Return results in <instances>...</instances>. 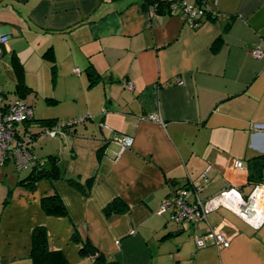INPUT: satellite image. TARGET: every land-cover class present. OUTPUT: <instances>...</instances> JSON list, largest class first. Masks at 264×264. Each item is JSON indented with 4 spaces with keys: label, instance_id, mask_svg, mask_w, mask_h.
I'll use <instances>...</instances> for the list:
<instances>
[{
    "label": "crops",
    "instance_id": "1",
    "mask_svg": "<svg viewBox=\"0 0 264 264\" xmlns=\"http://www.w3.org/2000/svg\"><path fill=\"white\" fill-rule=\"evenodd\" d=\"M210 1L216 18L192 26L143 0H0V92L14 88V56L34 115L43 86L57 108L36 117L98 120L54 135L41 156L32 141L40 164L56 158L60 178H40L30 190L18 183L27 171L0 165V264H32L37 226L66 264H93L79 254L85 237L119 264H264V223L252 227L223 207L197 224L158 213L170 186L199 184L205 171L202 198L264 181V0ZM114 134L132 136V145L122 149ZM236 159L245 171L234 169ZM52 192L67 216L44 213L40 200ZM116 197L127 210L105 214ZM208 229L229 245L197 249L194 236Z\"/></svg>",
    "mask_w": 264,
    "mask_h": 264
},
{
    "label": "built area",
    "instance_id": "2",
    "mask_svg": "<svg viewBox=\"0 0 264 264\" xmlns=\"http://www.w3.org/2000/svg\"><path fill=\"white\" fill-rule=\"evenodd\" d=\"M214 5L215 2L210 1L206 7L213 8ZM173 9V11L180 9L189 24H191L192 18H196L200 13L197 8L192 6V0H183L182 8L173 4ZM6 39L5 36L0 37V42L4 43ZM250 52L257 59L263 56L262 50L258 47H253ZM127 86L131 88L132 84L128 82ZM32 114V108L21 99L9 102L5 99V95L0 93V165L11 161L17 171H28L36 163L30 150L32 144L30 133L28 130L20 128L21 122L29 119ZM145 119L161 122L156 114L147 115ZM79 121L81 119L57 123L52 128H46L44 132L51 136L63 135L64 126L71 128ZM100 125L102 126L101 123ZM112 140L124 149L132 145L133 137L125 134H114ZM233 167L245 171V164L240 159L234 161ZM207 180L205 171L201 174V183L193 186H176L170 189L162 200L158 213L168 212L174 222L189 221L192 224H197L208 211L223 207L247 221L252 227L264 223V181L253 184L247 193L235 186H228L211 197L202 198L200 196L202 184ZM194 239L197 249L211 244L219 247L229 245L228 239L213 229L196 234Z\"/></svg>",
    "mask_w": 264,
    "mask_h": 264
},
{
    "label": "trees",
    "instance_id": "3",
    "mask_svg": "<svg viewBox=\"0 0 264 264\" xmlns=\"http://www.w3.org/2000/svg\"><path fill=\"white\" fill-rule=\"evenodd\" d=\"M143 2L144 4H151L154 11L157 13H182L180 9L173 11V4L177 6L179 5V7L182 8L183 0H143ZM208 3H210V0H192V6L197 8L200 12L196 18H192V26H198L208 19L216 18V10L212 7H206V4ZM219 40L220 39H217L215 42H218ZM11 62L15 73V85L12 92L17 94L19 98H23L27 93H29L30 88L24 81L23 69L17 58L11 56ZM87 75L89 78V84H93L98 79V75L91 66L87 67ZM5 99L10 102V100L7 99V95L5 96ZM47 100L51 99L47 98ZM25 103L32 108L31 103ZM57 123L58 120L56 118H38L33 113L29 119H25L21 122L20 128L28 130L32 143V141L35 140L41 132H43L46 128H52ZM66 127L67 126L63 127L64 131H66L65 129L68 130ZM69 130L71 129L69 128ZM35 160L36 163L30 170L27 171V175L23 179H20L18 183L25 184L28 189L32 190L35 186V182L40 178L45 177L51 180L60 178L59 166L56 163V158L50 157L49 160H47L48 169H44L42 167L38 158L35 157ZM251 160L252 162L259 164V166L262 164L261 155H257ZM175 187L176 186H170L169 188L173 189ZM40 204L44 213L47 215L55 217L68 215L62 199L56 192L44 195L40 200ZM126 210L127 205L119 197H116L103 207V212L107 215L110 213H123ZM80 243V256L89 257L93 261V264H119L116 261L107 258L97 249L88 237L82 239ZM30 256L32 264H66L65 257L60 251H53L48 248L46 230L42 226H37L32 230Z\"/></svg>",
    "mask_w": 264,
    "mask_h": 264
},
{
    "label": "rangeland",
    "instance_id": "4",
    "mask_svg": "<svg viewBox=\"0 0 264 264\" xmlns=\"http://www.w3.org/2000/svg\"><path fill=\"white\" fill-rule=\"evenodd\" d=\"M3 73L5 74V72L3 70V67L0 66V75L3 74ZM1 85H3V84L0 83V86ZM47 88L48 87L43 86L42 89H40V91L38 92L37 96L36 97L34 96V103H35L34 104V109L36 110V112H35V115L36 116H44V117H46V116H53L55 114V112H57L56 111L57 108L54 107L52 104H47L44 96L43 95H40L42 92H44L45 90H47ZM31 97H32L31 96V93H30V95H29V93H27L25 95V97L20 98V99L23 102L32 103ZM7 99H9L11 102H14L15 100L18 99V97L15 94H13L12 92H8ZM78 119H81V121L75 123L73 127L79 128V127H83L84 123L90 124V123H93V122H96V125H98V120H95L94 119V116L86 115V114L85 115L73 116V117H70V118H67V119H59L58 120V123H67V122L75 121V120H78ZM56 137H57L56 139H59L58 136H56ZM62 137H65V134ZM54 143H55V138L53 136H51L50 134H48L47 132H44L43 131L33 141V145H34L33 150L35 151V153H37V152L39 153L38 156H41L42 153H41V150H40V145L42 147H47L49 145H52L53 146ZM9 164L12 167V164L13 163H9ZM12 172L16 173L14 171V168H13ZM25 172L26 171H20L18 173L19 174H24Z\"/></svg>",
    "mask_w": 264,
    "mask_h": 264
},
{
    "label": "water",
    "instance_id": "5",
    "mask_svg": "<svg viewBox=\"0 0 264 264\" xmlns=\"http://www.w3.org/2000/svg\"><path fill=\"white\" fill-rule=\"evenodd\" d=\"M41 165H42V167H43L44 169H48V168H49V167H48V162H47V161H45V162L42 163Z\"/></svg>",
    "mask_w": 264,
    "mask_h": 264
}]
</instances>
